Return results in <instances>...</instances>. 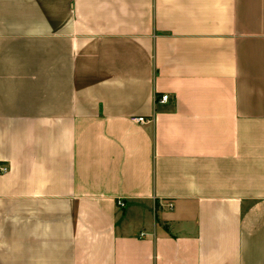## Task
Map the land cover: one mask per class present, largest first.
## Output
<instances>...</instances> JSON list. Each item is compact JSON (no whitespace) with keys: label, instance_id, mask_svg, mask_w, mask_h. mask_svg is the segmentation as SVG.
Here are the masks:
<instances>
[{"label":"crops","instance_id":"obj_1","mask_svg":"<svg viewBox=\"0 0 264 264\" xmlns=\"http://www.w3.org/2000/svg\"><path fill=\"white\" fill-rule=\"evenodd\" d=\"M0 168V264H264V0H0Z\"/></svg>","mask_w":264,"mask_h":264},{"label":"built area","instance_id":"obj_2","mask_svg":"<svg viewBox=\"0 0 264 264\" xmlns=\"http://www.w3.org/2000/svg\"><path fill=\"white\" fill-rule=\"evenodd\" d=\"M169 100V96L168 95H163L160 98H155V104H164ZM136 122L140 123V124H144L147 123L148 121L144 118H136L135 119ZM1 171H5V168H0ZM118 207H123L124 204L121 201H118L117 203Z\"/></svg>","mask_w":264,"mask_h":264}]
</instances>
